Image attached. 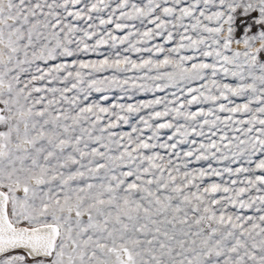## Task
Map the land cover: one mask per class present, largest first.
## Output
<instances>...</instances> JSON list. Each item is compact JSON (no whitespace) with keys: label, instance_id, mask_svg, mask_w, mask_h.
<instances>
[{"label":"snow or ice","instance_id":"obj_1","mask_svg":"<svg viewBox=\"0 0 264 264\" xmlns=\"http://www.w3.org/2000/svg\"><path fill=\"white\" fill-rule=\"evenodd\" d=\"M0 264H264V0H0Z\"/></svg>","mask_w":264,"mask_h":264},{"label":"rangeland","instance_id":"obj_2","mask_svg":"<svg viewBox=\"0 0 264 264\" xmlns=\"http://www.w3.org/2000/svg\"><path fill=\"white\" fill-rule=\"evenodd\" d=\"M137 2H139V0H137ZM101 15L103 16H107V13H102ZM94 23L98 24V20L94 21ZM137 24V27H142L139 22H135ZM81 26H84L83 22H80ZM108 29L113 30L114 31V25H107L106 26ZM151 27V26H149ZM127 32V29L125 30V32L120 33V32H115V35H125ZM240 33L237 32V36H239ZM91 43V41H90ZM153 44L155 43H163L162 39H157L154 40L152 42ZM111 42H109V45L103 46L99 49V55L95 54V53H90L88 55H81V59H86V60H100V59H104L105 56L109 57L110 59H115L116 55L119 54L121 57L124 56H128L130 57L132 60H136L137 62L140 61L141 58L147 59L150 57L151 53L148 52H141V53H134L131 51L125 52L124 49L128 47L127 44L124 45H119L116 48H112L110 46ZM172 45H167V47H171ZM185 54H190V53H185ZM155 58V57H153ZM162 58V57H161ZM144 74V70H133V71H128V72H124V71H117L115 69H106L102 72H98L95 73L97 78H104V77H111V76H117L120 79H125L128 77H136V76H141ZM151 74H155L154 72ZM225 82H229V83H235V81L231 80V78H229L227 81ZM200 82H193V84L191 86L196 87L199 85ZM177 91L176 88H167L165 89V91L163 92H153L150 90H142L139 88H131L128 86H125L124 88H120V87H113L110 88L108 91L106 92H92V94L89 97V100L86 101V103L88 102H99L101 104H103L104 106H109L112 103H121V104H141V103H146L148 101H151L153 99H156L157 97H165L167 96L169 100L172 99L171 93ZM71 95V93L69 94ZM107 95L109 97V99L107 101H104L102 99L103 96ZM237 102H241V101H237ZM212 105L209 103H204V104H199V105H193L191 110L192 111H196L198 108L203 107L204 109H208L209 107H211ZM162 109V106H161ZM158 109V110H161ZM152 109H144L143 111H141L139 113V115L143 116V115H147L149 112H151ZM220 115H225L223 113H221ZM138 116L137 115H132L130 117V124H121V126L116 129V131L119 132H130L131 131V125L136 124L138 121ZM221 127H223L221 125ZM225 131H228L227 129H224ZM169 134L168 130H164L163 134H162V141L163 142V137H166ZM232 133L229 132V135H231ZM192 137H190L191 139ZM198 141L202 140V137H195ZM218 137H213V139H217ZM182 149L184 150H188L189 145L185 144V145H181L180 146ZM162 151V150H161ZM209 163L212 164L213 167L218 168V169H222L225 166L229 165L228 161H224L223 164H219L217 162H215L214 160L211 161H201L199 163H193L192 165H190V167L192 168H207ZM232 167H236L237 165H231ZM236 177H229L227 175V173L224 174L223 177H210L208 180H206V183H210V182H222V181H226L229 179H235Z\"/></svg>","mask_w":264,"mask_h":264}]
</instances>
